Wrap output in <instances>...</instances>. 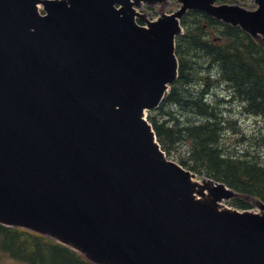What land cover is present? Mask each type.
I'll return each mask as SVG.
<instances>
[{
	"label": "water",
	"instance_id": "obj_1",
	"mask_svg": "<svg viewBox=\"0 0 264 264\" xmlns=\"http://www.w3.org/2000/svg\"><path fill=\"white\" fill-rule=\"evenodd\" d=\"M164 1L0 0V224L95 264H264V202L225 206L236 191L168 158L145 118L178 78L188 10L256 37L264 0L137 23Z\"/></svg>",
	"mask_w": 264,
	"mask_h": 264
},
{
	"label": "trees",
	"instance_id": "obj_2",
	"mask_svg": "<svg viewBox=\"0 0 264 264\" xmlns=\"http://www.w3.org/2000/svg\"><path fill=\"white\" fill-rule=\"evenodd\" d=\"M196 28L200 30L201 25ZM225 29L226 40L221 46H210L206 41L202 42L200 35H190L187 50L194 53L193 58L189 56L190 52L181 54L177 51L180 76L160 107L149 113V120L168 155L177 149L179 142H189V155L181 158L180 164L225 183L238 195L232 199V204L249 209L251 202H264V152L256 154L252 151L248 155L226 152L221 142L227 121L221 117L222 107L214 105L210 99L218 84L225 86L229 90L226 96L233 95L229 103H240L244 107L243 113H249L264 123V44L255 40L248 42L237 29ZM201 46L203 53L196 52L199 47L202 49ZM180 50L183 49L180 47ZM200 57L207 59L208 65L204 66L200 60L195 62ZM213 67L218 68V78L203 77L202 71ZM167 103L184 108L188 118L183 121L177 111L164 110ZM157 111L163 120L153 114ZM198 117L202 119L198 120ZM242 137L246 140L245 135ZM259 140L264 142V135ZM254 141L251 142L252 149L255 148ZM2 254L28 264H93L55 240L0 224V264H3Z\"/></svg>",
	"mask_w": 264,
	"mask_h": 264
},
{
	"label": "rangeland",
	"instance_id": "obj_3",
	"mask_svg": "<svg viewBox=\"0 0 264 264\" xmlns=\"http://www.w3.org/2000/svg\"><path fill=\"white\" fill-rule=\"evenodd\" d=\"M241 2H245L241 1ZM247 7H252L255 8V5L252 6H247ZM178 8V3L175 0H172L169 2V5L166 7H162L159 8V6L154 7L153 9H147L148 12V18L149 19H156L157 17L160 16V14L162 12H171L174 11ZM144 24H146L145 22H143ZM183 28L184 25L182 24ZM188 49V48H187ZM195 49V48H194ZM186 52L189 53V51L187 50ZM191 54L190 56L192 57V55L194 53H189ZM198 55V54H195ZM184 58V56H183ZM193 58V57H192ZM197 60H200L199 62L204 64V66L208 65L206 63H208V60L205 59L203 60V57L196 58L195 62ZM194 63L196 66H199L198 64ZM203 70V69H200ZM203 75V77H207V79L210 80H216L218 78V68L213 67V68H208L204 71H202L201 73ZM219 86H216L213 91H212V97H211V101L214 105H220L222 108V113H221V117L227 121V125L225 127V129L222 131V145L225 149L226 152L228 153H240V154H250L252 151L254 153H258V152H264V142H261L262 136L264 135V123L261 122L260 120H257L255 116L250 115L249 113H243L242 111L244 110V107L242 108L243 105H241L240 103L234 104V102L229 103L228 101L223 102V97L224 94H227V92L225 89V86H222L220 84H218ZM195 87V86H194ZM194 89V88H193ZM218 92V93H217ZM217 93V94H216ZM231 94V92H230ZM230 98V97H229ZM230 100V99H229ZM217 102V103H216ZM238 102V101H237ZM227 103V104H225ZM173 110V111H177V113L180 114V117H182L181 119L184 121L185 119L188 118L187 115V111L184 108H181L180 106H173L172 104H166L164 107V110ZM159 113V111L154 112V115H157ZM159 118V120H163V118H161V116H159V114L157 115ZM202 119L201 117H198V120ZM235 128H233V127ZM243 135L246 136V140H242L243 139ZM255 140V141H254ZM253 142V145H255V148H251V142ZM189 148H190V144L189 142H179V144H177V149H174L172 151V153L169 155L170 159L180 163L181 162V158H185L186 156L189 155ZM252 149V150H251ZM188 169V168H187ZM190 170V169H188ZM192 173H194L196 175L195 179L202 181L203 179L206 178H210L208 175L204 174V173H195L192 171ZM225 204L227 206L233 207V208H237L232 204V200H228L225 202ZM255 202H251L250 203V208L248 210H253V211H257L259 210L258 207L255 205ZM242 210V209H240ZM1 262L3 264H28L24 261L15 259L13 257H10L7 254H2V258H1Z\"/></svg>",
	"mask_w": 264,
	"mask_h": 264
},
{
	"label": "flooded vegetation",
	"instance_id": "obj_4",
	"mask_svg": "<svg viewBox=\"0 0 264 264\" xmlns=\"http://www.w3.org/2000/svg\"><path fill=\"white\" fill-rule=\"evenodd\" d=\"M172 0H167L161 5H147L145 3L142 4L141 7H138V11H140L141 14H143L145 17H137L138 23L145 26L143 22L146 23V20L148 18V12L147 9H153L156 6H159V8H162L164 6H168L169 2ZM244 0H216V5H236L240 6L247 10H253L254 8H250L247 6L255 5L256 3L254 0H245V2H241ZM179 6V5H178ZM257 8V5L255 6V9ZM164 13V12H162ZM152 20V19H150ZM154 20V19H153ZM182 24L184 25V34L182 36H178L177 43H176V50L178 52L185 53L187 51V44H188V38H191V34L200 35L202 42L206 41L205 43L212 46L217 45L221 46L225 42V28L229 27L232 29H237V31L245 37V39L248 40V42H251L252 40H255L256 42H261L264 44V35H260L256 38L252 37L250 33L245 31L239 24L233 25L226 23L220 19H217L205 12L198 11V10H189L181 19ZM198 25H201V29L198 30L196 27ZM187 37L185 40L184 38ZM181 49L183 50H180ZM202 47V46H201ZM200 50L196 49V52L203 53V47L202 49L199 47ZM191 52V51H189ZM193 53V52H191ZM190 56V55H189Z\"/></svg>",
	"mask_w": 264,
	"mask_h": 264
},
{
	"label": "bare ground",
	"instance_id": "obj_5",
	"mask_svg": "<svg viewBox=\"0 0 264 264\" xmlns=\"http://www.w3.org/2000/svg\"><path fill=\"white\" fill-rule=\"evenodd\" d=\"M233 96V95H232Z\"/></svg>",
	"mask_w": 264,
	"mask_h": 264
}]
</instances>
